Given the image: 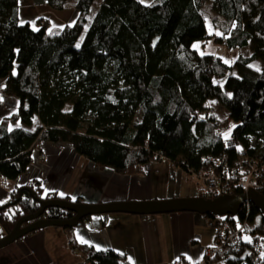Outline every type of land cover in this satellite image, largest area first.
Masks as SVG:
<instances>
[{
    "label": "trees",
    "instance_id": "1",
    "mask_svg": "<svg viewBox=\"0 0 264 264\" xmlns=\"http://www.w3.org/2000/svg\"><path fill=\"white\" fill-rule=\"evenodd\" d=\"M44 1L57 10L72 1L73 20L50 33L41 18L36 28L19 21L18 0H0V78L4 93L19 100L17 110L0 120L1 177L23 173L32 145L40 141L69 142L95 166L122 174L165 158L189 173L213 167L214 173L231 175L235 167L233 175L239 178V171L264 163V0H101L85 30L95 0ZM208 1L209 20L202 11ZM189 40L247 53L226 63L218 55L200 53ZM208 99L224 109V123H233L226 137ZM9 121L18 124L8 128ZM214 158L219 165L214 166ZM38 184L31 180L25 186L41 199L82 201L43 193ZM17 189L0 204L5 233L39 208L26 190L7 204ZM258 192L264 196V188ZM231 193L243 192L236 187ZM72 214L50 206L39 218ZM224 217L246 219L244 246L264 233V217L251 202ZM81 247L91 264H122L113 251ZM219 259L215 255L206 264ZM243 260L253 263L241 249L222 262ZM256 264H264V252Z\"/></svg>",
    "mask_w": 264,
    "mask_h": 264
},
{
    "label": "crops",
    "instance_id": "2",
    "mask_svg": "<svg viewBox=\"0 0 264 264\" xmlns=\"http://www.w3.org/2000/svg\"><path fill=\"white\" fill-rule=\"evenodd\" d=\"M40 18L41 24L49 26L46 17ZM4 85L5 79L0 78V120L14 113L19 104L17 97L4 93ZM17 124L9 121L7 127ZM31 180L39 182L43 193L95 203L193 197L203 192L201 180L165 158L122 174L95 166L66 141L35 142L23 173L15 179L0 176V204L14 189ZM218 222L219 216L192 211L89 215L78 226H47L1 247L0 264H83L87 257L82 245L95 251H113L120 255L122 264H196L201 263L204 250L212 244ZM216 262L222 261L211 264Z\"/></svg>",
    "mask_w": 264,
    "mask_h": 264
},
{
    "label": "water",
    "instance_id": "3",
    "mask_svg": "<svg viewBox=\"0 0 264 264\" xmlns=\"http://www.w3.org/2000/svg\"><path fill=\"white\" fill-rule=\"evenodd\" d=\"M22 190L28 191L39 203V208L29 214L18 218L11 229L0 236V248L4 247L23 235L47 226L75 227L80 224V219L89 215L108 214L113 212H126L132 214H156L177 211H192L199 214H212L213 216L236 215L244 202H251L264 217V196L254 188H248L241 194H220L214 198L201 196L174 197L158 200L142 201H112V202H83L65 200L60 197L41 199L34 196L32 190L23 185L17 189L14 200L7 204L16 202ZM58 207L69 210L73 214L68 218L50 219L39 218L46 207ZM1 208V206H0ZM28 222L23 225V222Z\"/></svg>",
    "mask_w": 264,
    "mask_h": 264
},
{
    "label": "built area",
    "instance_id": "4",
    "mask_svg": "<svg viewBox=\"0 0 264 264\" xmlns=\"http://www.w3.org/2000/svg\"><path fill=\"white\" fill-rule=\"evenodd\" d=\"M236 148L239 153L243 152L239 145ZM213 162L215 164L214 166H217L220 164V159L214 158ZM171 164L174 165L172 162ZM212 169L213 167L207 170H198L193 173L203 183L202 196L205 198H214L225 193L232 194V189L236 187L241 189L242 192H245L248 188H254L256 191L264 188V163L260 166L252 165L246 171H239L242 174L239 178L233 175L238 172L235 167L230 169L231 175H228V172L214 173ZM224 216H219L213 242L204 250L201 263L196 264H206V260L215 255H219V260L224 262L233 251L241 249H243L245 255L251 257L253 260L252 264H256L264 252V248L262 249L256 241H250L249 246L242 244L244 239L243 228L246 219L232 222ZM70 250L74 251V248ZM92 262L95 263L96 261L92 260ZM83 264H91V260L86 259ZM241 264H247V261L243 260Z\"/></svg>",
    "mask_w": 264,
    "mask_h": 264
},
{
    "label": "rangeland",
    "instance_id": "5",
    "mask_svg": "<svg viewBox=\"0 0 264 264\" xmlns=\"http://www.w3.org/2000/svg\"><path fill=\"white\" fill-rule=\"evenodd\" d=\"M101 0H95L94 5L91 7L90 12L86 19V24L84 30L89 25L91 17L94 12L98 8V5ZM145 4L156 3L159 0H139ZM19 5V21H25V19L30 21V25L34 28L39 26L37 19L44 16L49 21V26H46V31L50 33H55L59 30L61 26H63L67 21H71L74 18L75 9L73 7V2L69 1L65 8L57 10L50 8L46 3H42L41 5L33 2V0H18ZM203 14L206 16V19L209 20L212 15L211 10L209 9V1L202 8ZM211 26L209 25L208 28ZM190 45L196 46V48L200 51V53L204 55L213 54L218 55L222 58V60L226 63H230L239 53H247L245 48H232L227 49L223 45L213 43L211 41L202 42L200 40H189ZM205 57V56H204ZM232 73L238 74L236 69L232 70ZM206 105L213 110V112L217 115L220 120V133L223 137H226L232 127V121H229L227 124L224 121L227 119V115L224 109L214 100L208 99ZM224 123V124H223ZM195 176V175H194ZM197 177V176H196ZM198 178V177H197ZM199 179V178H198ZM200 180V179H199ZM236 217V216H235ZM3 229L0 226V235H2ZM259 245L264 248V233L257 234ZM215 264H222V262H216Z\"/></svg>",
    "mask_w": 264,
    "mask_h": 264
}]
</instances>
